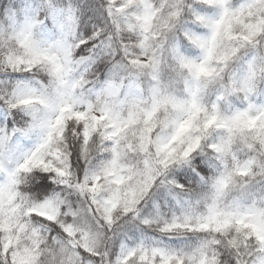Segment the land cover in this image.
Listing matches in <instances>:
<instances>
[{
  "label": "snow or ice",
  "instance_id": "1",
  "mask_svg": "<svg viewBox=\"0 0 264 264\" xmlns=\"http://www.w3.org/2000/svg\"><path fill=\"white\" fill-rule=\"evenodd\" d=\"M0 264H264V0H0Z\"/></svg>",
  "mask_w": 264,
  "mask_h": 264
}]
</instances>
